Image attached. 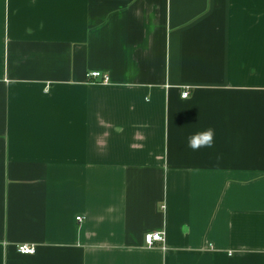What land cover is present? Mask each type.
<instances>
[{
	"label": "crops",
	"instance_id": "1",
	"mask_svg": "<svg viewBox=\"0 0 264 264\" xmlns=\"http://www.w3.org/2000/svg\"><path fill=\"white\" fill-rule=\"evenodd\" d=\"M0 264H264V0H0Z\"/></svg>",
	"mask_w": 264,
	"mask_h": 264
},
{
	"label": "built area",
	"instance_id": "2",
	"mask_svg": "<svg viewBox=\"0 0 264 264\" xmlns=\"http://www.w3.org/2000/svg\"><path fill=\"white\" fill-rule=\"evenodd\" d=\"M87 78L90 81L91 80H96V81L99 80V81H103V82H108L110 79L108 74H104L98 70L88 72ZM188 95H189L188 91H184L182 93L183 98L188 97ZM164 240H165V235H164V232H162V231L148 232L145 235V242L148 246H154L158 242H161V243L164 242ZM18 251L22 254H33L36 252V245L27 244V243L19 244L18 245Z\"/></svg>",
	"mask_w": 264,
	"mask_h": 264
},
{
	"label": "clouds",
	"instance_id": "3",
	"mask_svg": "<svg viewBox=\"0 0 264 264\" xmlns=\"http://www.w3.org/2000/svg\"><path fill=\"white\" fill-rule=\"evenodd\" d=\"M215 138V130L207 128L203 131H198L188 137V147L194 151L201 147H212Z\"/></svg>",
	"mask_w": 264,
	"mask_h": 264
}]
</instances>
